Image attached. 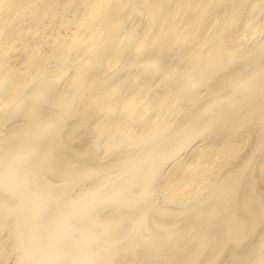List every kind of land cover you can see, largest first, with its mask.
I'll list each match as a JSON object with an SVG mask.
<instances>
[{
	"label": "bare ground",
	"instance_id": "1",
	"mask_svg": "<svg viewBox=\"0 0 264 264\" xmlns=\"http://www.w3.org/2000/svg\"><path fill=\"white\" fill-rule=\"evenodd\" d=\"M190 237L264 264V0H0V264Z\"/></svg>",
	"mask_w": 264,
	"mask_h": 264
},
{
	"label": "rangeland",
	"instance_id": "2",
	"mask_svg": "<svg viewBox=\"0 0 264 264\" xmlns=\"http://www.w3.org/2000/svg\"><path fill=\"white\" fill-rule=\"evenodd\" d=\"M247 58L246 57H243L241 58V61L240 62H237L236 64L237 65H241V62H243L244 60H246ZM240 63V64H239ZM248 69V68H247ZM250 69V68H249ZM54 179V178H53ZM57 180V179H55ZM91 180H94V179H90L89 181ZM225 213V212H224ZM224 213L222 212L221 213V216H224ZM138 215L137 213H130L126 219L128 218V222H130L131 220H135L136 218H138ZM224 218L221 217V221H226V220H223ZM126 229V228H125ZM124 228H116L115 229V232L114 234L118 233L120 236H121V240L115 244L117 245L118 249H122L126 246L125 242L127 241V239L129 238L130 236V233L129 231L126 229L125 230ZM222 231L221 228H216L215 229V232H217L218 234ZM189 241L185 244H181V248L179 249V252L178 253H173V250L175 249L174 246H165L164 248L160 249L157 253H156V257L154 258L155 261H158V264L160 263H163L164 260L166 259H170V264H176L177 262L179 263L180 261L181 262H186L187 260V257L192 253L190 249H193L194 245H196L197 243V240L198 238L196 237H190L188 239ZM176 246V245H175ZM197 250V248H195ZM201 248H199L197 251V256H198V259H202L203 258V255L204 253L209 250V248L207 247H204V250L200 251ZM101 250H105V248H101ZM200 251V252H199ZM157 258H160V260H157ZM128 260L126 261V264H128L130 261H134L135 260V257L134 256H131L129 258H127ZM150 259V258H149ZM154 262V261H153Z\"/></svg>",
	"mask_w": 264,
	"mask_h": 264
}]
</instances>
